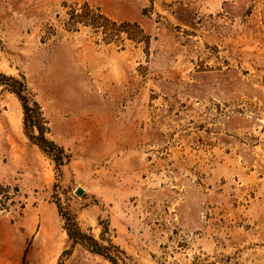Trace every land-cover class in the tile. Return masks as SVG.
I'll list each match as a JSON object with an SVG mask.
<instances>
[{
	"label": "rangeland",
	"instance_id": "374dc122",
	"mask_svg": "<svg viewBox=\"0 0 264 264\" xmlns=\"http://www.w3.org/2000/svg\"><path fill=\"white\" fill-rule=\"evenodd\" d=\"M110 257L264 264V0H0V264Z\"/></svg>",
	"mask_w": 264,
	"mask_h": 264
},
{
	"label": "trees",
	"instance_id": "16d2710c",
	"mask_svg": "<svg viewBox=\"0 0 264 264\" xmlns=\"http://www.w3.org/2000/svg\"><path fill=\"white\" fill-rule=\"evenodd\" d=\"M10 78L13 79V77H10ZM10 89L12 91H14L15 93H17L18 96L22 99L24 109H25V120L27 123L29 120V117L31 118L30 110H32V109L30 108V105H29V98L26 96V94H23V92L27 89L26 85L21 84V87L11 86ZM34 104L36 105V102H34ZM30 120H31V124L34 125V122L32 121V119H30ZM50 144L53 145V143H50ZM56 160H58L59 163H62V162H60V160H63V156L61 155L60 159L56 158ZM68 220L69 221L67 222L68 224L66 225V227L68 230L69 237L71 239L79 240L81 238V235H79L80 234V228H79L78 224L76 223V221L72 217H69ZM80 240H83V239H80ZM94 243L96 245V249H95L96 252L104 254V255L109 257V255L107 253H105V251H103V247L101 245H99L98 241H94ZM110 259H111V257H110ZM111 260L113 261V259H111ZM113 262L115 263V261H113ZM115 264H117V263H115Z\"/></svg>",
	"mask_w": 264,
	"mask_h": 264
},
{
	"label": "water",
	"instance_id": "95a60500",
	"mask_svg": "<svg viewBox=\"0 0 264 264\" xmlns=\"http://www.w3.org/2000/svg\"><path fill=\"white\" fill-rule=\"evenodd\" d=\"M78 193H82V190H79Z\"/></svg>",
	"mask_w": 264,
	"mask_h": 264
}]
</instances>
